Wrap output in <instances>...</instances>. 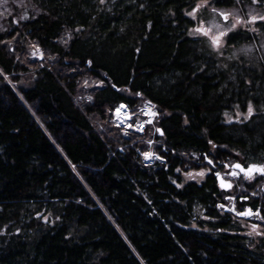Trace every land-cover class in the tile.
Wrapping results in <instances>:
<instances>
[{
	"label": "trees",
	"instance_id": "obj_1",
	"mask_svg": "<svg viewBox=\"0 0 264 264\" xmlns=\"http://www.w3.org/2000/svg\"><path fill=\"white\" fill-rule=\"evenodd\" d=\"M25 1L39 14L0 31V264H264V236L216 208L234 195L264 216V178L217 183L264 163V57L219 68L189 36L205 0ZM143 103L153 128L114 126Z\"/></svg>",
	"mask_w": 264,
	"mask_h": 264
},
{
	"label": "rangeland",
	"instance_id": "obj_2",
	"mask_svg": "<svg viewBox=\"0 0 264 264\" xmlns=\"http://www.w3.org/2000/svg\"><path fill=\"white\" fill-rule=\"evenodd\" d=\"M204 3L205 2H199L197 4ZM213 9H216L217 11L213 12ZM191 12H193V10ZM219 12L229 13V18L224 20L220 15H218ZM38 14L39 10L29 5L25 0H0V31L6 30L10 24L16 25L29 18H35ZM261 16H264V3L259 4L252 2L243 6L237 5L230 8H217L210 2H207L206 6L198 8L195 12H193L192 16H190L194 20L195 25L189 30V36L192 39L198 40L202 49H206L214 55L219 62V68L227 70L231 65L238 66V63L242 60L250 61L251 59H259L262 56L264 57V29L259 27V24L264 23V20L259 19ZM233 24H235L234 28ZM196 29H201V31L197 32ZM239 30L255 34L258 39L257 43H250L239 47L228 45L226 38L231 33ZM204 32H207V35H204ZM221 32L225 34L221 36ZM213 38H217V43L215 45L213 44ZM122 105L123 107H118L112 112V121L114 126L121 129L124 133L136 132L131 129L120 128L115 125L116 121L114 116L117 109H119V114L121 116V113L124 112L122 120L128 117L126 115H129L133 125H137L142 122V119L140 118L136 120L134 119V115L130 108H128L130 109V112L127 114V112H125L126 105ZM139 113H141L140 110ZM140 115L142 116V113ZM245 116H248V112L244 114V117ZM116 117L120 118L117 111ZM153 125L149 126L153 128ZM153 131L155 132V130ZM149 142L153 143L152 140ZM202 178L203 175L195 173L188 175L186 180L200 182ZM194 211L197 214H202V211L198 206H195ZM256 219L257 218L255 216H251L243 217L240 220V224L243 229V236L252 240H256L264 236V230L262 229L264 228V218L260 220Z\"/></svg>",
	"mask_w": 264,
	"mask_h": 264
},
{
	"label": "built area",
	"instance_id": "obj_3",
	"mask_svg": "<svg viewBox=\"0 0 264 264\" xmlns=\"http://www.w3.org/2000/svg\"><path fill=\"white\" fill-rule=\"evenodd\" d=\"M121 105L122 104L118 105V107L120 108ZM126 106H125V110H126L125 112H127V114H128V112H130V109H128L129 107H126ZM149 107L142 109V122H140V124H137V125H132L131 124V118H129V117L122 120V116H123L124 112L121 113L122 114V116H121L119 114V111L116 110L119 117H120V118L116 117V111H115L114 119L116 121L117 126L124 127L125 129H132L138 133H141L147 126L152 124L154 118L157 115L156 112L153 110V108L151 106H149ZM151 113H155V115H152ZM126 116H128V115H126ZM149 144L151 145L152 142H149ZM152 161H157V162L163 163L162 158H160L159 156L152 155V154L148 158H145V156H144V163L150 164V163H152ZM236 203H237V200L234 196H227L224 198V200L222 202L217 204L216 208L220 212L230 213L231 215L236 216V217L255 216L257 218L256 220H258V219L260 220V219L264 218L259 209L251 210L250 208H245L244 210L238 211L237 208L235 207ZM249 210L252 213L251 215H240L239 214V213L247 212Z\"/></svg>",
	"mask_w": 264,
	"mask_h": 264
},
{
	"label": "snow or ice",
	"instance_id": "obj_4",
	"mask_svg": "<svg viewBox=\"0 0 264 264\" xmlns=\"http://www.w3.org/2000/svg\"><path fill=\"white\" fill-rule=\"evenodd\" d=\"M237 2H239V0H237ZM253 3H257L258 0H252ZM207 4V0H205V3L204 4H197L196 7L193 9V12H195L198 8L200 7H203V6H206ZM217 10L216 9H213V12H216ZM193 12H189L187 13V15L189 16H192ZM218 15H220L224 20H227L229 18V13H225V12H219ZM255 19V18H253ZM259 19L261 20H264V16H261L259 17ZM235 27V24H233V28ZM197 32H200L201 29H196ZM204 35H207V32H204L203 33ZM225 33L221 32L220 35L223 36ZM217 43V38H213V44L215 45ZM137 95H139L137 93ZM121 107H123V105H121ZM117 111H119V109H117ZM252 112H253V109H252V106H251V103H249V106H248V116L252 115ZM152 115H155V113H151ZM248 116H245V119L248 118ZM157 131H159V129H157ZM145 158H148L151 153H145ZM209 164L212 163L211 160L208 161ZM234 168H237V169H240L241 172H244L246 176H249L252 172H260L262 174H264V166H261V167H257V166H249L247 170H245L243 167H241L240 164H235L233 166ZM232 175H236L235 172L231 173ZM198 175H203V173H198ZM221 186L222 187H231V185H225L223 181H221ZM240 215H251V211H247V212H244V213H239Z\"/></svg>",
	"mask_w": 264,
	"mask_h": 264
},
{
	"label": "flooded vegetation",
	"instance_id": "obj_5",
	"mask_svg": "<svg viewBox=\"0 0 264 264\" xmlns=\"http://www.w3.org/2000/svg\"><path fill=\"white\" fill-rule=\"evenodd\" d=\"M201 2H205V1H201ZM208 2V1H207ZM235 163H239L240 162H233L232 164L228 165V167H225L224 172H222V176L224 177V179L226 181H228L231 184V187L234 186L235 181L237 180H241V181H245L248 183H254V182H259L258 180L260 178H264V174L262 173H258V174H254V175H249L246 176L245 173L241 174L238 171H232L231 167L235 164ZM244 168H247L248 166H257V167H261L264 166V163H247V164H241ZM235 172L236 175H232L231 173Z\"/></svg>",
	"mask_w": 264,
	"mask_h": 264
},
{
	"label": "water",
	"instance_id": "obj_6",
	"mask_svg": "<svg viewBox=\"0 0 264 264\" xmlns=\"http://www.w3.org/2000/svg\"><path fill=\"white\" fill-rule=\"evenodd\" d=\"M235 164H239V163H235ZM235 164H234V165H235ZM234 165H233V166H234ZM240 165H241V164H240ZM233 166L231 167L232 171H238V172L241 173V174L244 173V172H241L240 169L234 168ZM241 167H243V166L241 165ZM248 167H249V166H248ZM248 167H247V168H244V167H243V168H244L245 170H247ZM258 173H260V172H255V171H254V172L251 173V175L258 174ZM221 181H223L225 185H229V184H230V183H229L228 181H226L221 175L217 176V183H218L219 188H220L221 190L225 191V192L228 191L231 187H222V186H221ZM230 185H231V184H230Z\"/></svg>",
	"mask_w": 264,
	"mask_h": 264
},
{
	"label": "bare ground",
	"instance_id": "obj_7",
	"mask_svg": "<svg viewBox=\"0 0 264 264\" xmlns=\"http://www.w3.org/2000/svg\"><path fill=\"white\" fill-rule=\"evenodd\" d=\"M124 105H126V104H124ZM148 105V106H147ZM149 106H151L152 108H153V110L156 112V117L154 118V120H153V122H152V124L151 125H153L154 124V122H155V120H156V118L158 117V111L155 109V107L154 106H152L151 104H149V103H145V104H143L141 107H140V112L142 113V109H144V108H147V107H149ZM117 108V107H116ZM150 108V107H149ZM115 110V109H114ZM128 117L129 118H131L129 115H128ZM131 124L133 125V122H132V120H131ZM115 125L117 126V124L115 123ZM118 127H120V126H118ZM120 128H124V127H120ZM125 129V128H124ZM132 130V129H131ZM150 145V144H149ZM145 156V155H144ZM143 156V157H144ZM162 161L163 162H165V160L164 159H162Z\"/></svg>",
	"mask_w": 264,
	"mask_h": 264
}]
</instances>
